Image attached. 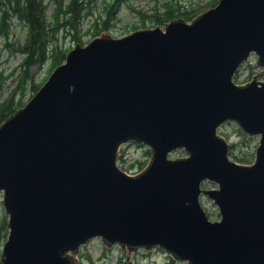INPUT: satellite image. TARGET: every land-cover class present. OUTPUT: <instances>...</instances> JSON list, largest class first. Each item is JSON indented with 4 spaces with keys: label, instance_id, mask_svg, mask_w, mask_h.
<instances>
[{
    "label": "water",
    "instance_id": "1",
    "mask_svg": "<svg viewBox=\"0 0 264 264\" xmlns=\"http://www.w3.org/2000/svg\"><path fill=\"white\" fill-rule=\"evenodd\" d=\"M251 54L264 66V0H218L71 47L0 123V264H79L94 237L186 264H264V72L233 80ZM225 121L259 135L251 163L229 158ZM129 142L150 148L135 172L116 162ZM177 148L185 155L170 157Z\"/></svg>",
    "mask_w": 264,
    "mask_h": 264
},
{
    "label": "rangeland",
    "instance_id": "2",
    "mask_svg": "<svg viewBox=\"0 0 264 264\" xmlns=\"http://www.w3.org/2000/svg\"><path fill=\"white\" fill-rule=\"evenodd\" d=\"M67 1L68 0H64V3ZM84 1L86 5L85 7L87 10L89 9L90 14L84 16L80 25L82 42L74 40L71 34L67 33L64 36L63 34L65 33L66 27L62 28L60 26L57 29L56 35L58 36V43L69 47V49L76 43L83 45L95 36L91 33L92 29L90 28L92 26V20L98 18L99 15H104V7L111 2V0ZM43 2L46 3L45 15L48 19L52 16L50 13L55 6V0H43ZM165 2L173 5L177 4L182 11L187 10L190 13H194V16L213 6V0H126L124 3H121L120 8L117 11V16H119L117 24L111 27L109 33L115 37L122 36L132 31L134 25H137L135 28H140L142 22H145V25L142 27L155 26L150 19L144 18L147 15H141L139 14V11L143 14H149L154 11V7H156L157 10H162ZM83 10H85V8H83ZM61 18L62 14H59V20H61ZM185 19L190 20L187 18ZM166 21L168 20H162L158 25L163 28L164 22ZM88 27L89 31H86ZM26 38L27 26L15 17H11L8 24L7 35H0V72L4 79L2 90L0 91V99H3L5 95L10 96L13 94L15 96L19 95L25 103L31 97L32 91L28 87L22 95H20L19 89L15 90L17 77L21 70V60L23 58V53L18 50L17 47L18 44L24 45ZM47 68V62L41 65H31L29 69L30 77L36 81L43 80V77L47 74ZM258 72H264V66H258L256 64V55L251 54L249 58L240 65L238 71L233 76V80L234 82L241 84L251 80L253 75L258 74ZM257 79H264V74H259ZM217 133L221 134L224 139L230 143L228 152L230 159L245 164L251 163L254 160L256 147L259 143V135L247 137L241 128L231 121L223 122L218 127ZM183 155H185L183 148H177L169 153L170 157ZM149 158L150 148L147 145L138 142H129L124 143L121 146L116 162L118 167L122 170L126 172H135L144 168ZM201 186L210 188L216 187L217 184L214 181L205 180L201 183ZM200 202L209 219L216 220L219 218L217 205L212 199L203 193L200 195ZM7 222L8 215L4 211L2 197L0 196V252L8 232ZM88 247L89 264H114L116 256L118 255L121 259H124V264H186V262L179 260L170 262L168 259L169 254L164 250L158 249V247H153L150 250L140 248L137 252L127 253L129 254L127 256L126 253H121L115 249H109L110 246L104 245L100 242L98 237L91 239ZM85 248V244L81 246V250H84ZM83 258L85 260L87 257Z\"/></svg>",
    "mask_w": 264,
    "mask_h": 264
},
{
    "label": "trees",
    "instance_id": "3",
    "mask_svg": "<svg viewBox=\"0 0 264 264\" xmlns=\"http://www.w3.org/2000/svg\"><path fill=\"white\" fill-rule=\"evenodd\" d=\"M119 1L125 2L126 0H113L112 2L117 4ZM217 1L213 0L212 4L215 5ZM112 2L104 7V11L108 14H112L113 12L110 9ZM45 6L46 3L43 0H0V35H7L11 17H15L27 26V38L24 45L18 44L17 47L23 53L21 70L17 77L15 89L20 90V95L25 93V89L28 87L32 91V96L45 81L47 74L49 75L55 66L65 60L69 47L58 43V36L56 35L58 27H66L64 36L68 33L77 42H82L80 25L84 16L90 14L89 9L87 10L85 7L84 0H68L66 3H64V0H55V6L50 13L52 16L48 19L45 15ZM59 14H62L61 20H59ZM193 14L187 10L182 11L177 4H167L165 2L162 10L154 9V11L147 15H150V20L153 23H159L162 20H168L177 16L191 19L194 16ZM90 28L92 29L91 33L93 35L98 34L99 30L102 29L101 27ZM86 31H89V27ZM45 62L48 63L46 77L44 76V79L41 81H36L31 78L29 74L31 65H41ZM1 75L0 72V91L2 90L4 82ZM23 104V99L19 95H5L3 99H0V123ZM158 249L163 250L161 248ZM168 259L170 262L175 261L170 255H168ZM118 264L124 263L119 261Z\"/></svg>",
    "mask_w": 264,
    "mask_h": 264
},
{
    "label": "flooded vegetation",
    "instance_id": "4",
    "mask_svg": "<svg viewBox=\"0 0 264 264\" xmlns=\"http://www.w3.org/2000/svg\"><path fill=\"white\" fill-rule=\"evenodd\" d=\"M112 1L113 0H111V2ZM121 3H124V1H119V2H117V4H115V3L112 2L111 3V6H110V9H112V11H113L112 14H108L106 11H103V14L104 15H99L98 18L92 20V24H91L92 26L91 27H94V28H100L101 27L102 29L99 30L98 33H100L101 31H108L109 32V30L111 29V27H113L114 25L117 24V21H118V18H119V16H117V11L120 8ZM167 4H169V3H167ZM153 9H157V8L154 7ZM139 14H141V15H147V14L141 13L140 11H139ZM149 16L150 15H147L144 18L150 19ZM177 17H182V16H177ZM151 18H152V16H151ZM174 18H176V17H174ZM141 24H140V28L145 25V22H142ZM154 25H158V23H154ZM135 27H137V25H134V28ZM134 28H133V30H134ZM135 29H137V28H135ZM88 244H89V242H87L85 244L86 245V248L84 250H81V247H80L81 253L79 254V264H89V252H88V248L89 247H88ZM109 249H115L116 251L118 250L121 253H126L127 256L129 255V254H127V252H124L123 251V249L121 248V246L119 244H113V245H111L109 247ZM83 257H87L86 259L88 261L86 259L84 260ZM119 261H122L124 263V259H121L120 256L118 255V256H116V259L114 261V264H118Z\"/></svg>",
    "mask_w": 264,
    "mask_h": 264
}]
</instances>
